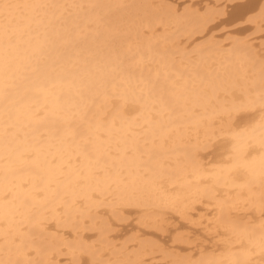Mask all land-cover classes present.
Instances as JSON below:
<instances>
[{
	"label": "bare ground",
	"instance_id": "obj_1",
	"mask_svg": "<svg viewBox=\"0 0 264 264\" xmlns=\"http://www.w3.org/2000/svg\"><path fill=\"white\" fill-rule=\"evenodd\" d=\"M188 1L0 0V264H264V0Z\"/></svg>",
	"mask_w": 264,
	"mask_h": 264
},
{
	"label": "rangeland",
	"instance_id": "obj_2",
	"mask_svg": "<svg viewBox=\"0 0 264 264\" xmlns=\"http://www.w3.org/2000/svg\"><path fill=\"white\" fill-rule=\"evenodd\" d=\"M172 2H174V3H180V5H185V4H187L189 1L188 0H171ZM180 1V2H179ZM256 0H248L247 1V3H253V2H255ZM195 2L197 3V4H200V6H201V8H203L204 7V3L205 2H211V0H195ZM232 7V6H231ZM230 6L228 7V9H227V11H228V13H227V19H228V23H225V25L224 26H230L229 27V30H225V31H228V32H230V33H232V34H240L241 32H240V30L241 29H243V27L242 26H233V25H236V24H238V23H240L242 20H236V19H232V20H230L231 18H232V16H236L238 13H239V9H238V7H232L231 8ZM229 17V18H228ZM231 17V18H230ZM226 20V19H225ZM230 20V21H229ZM236 20V21H235ZM236 22V23H235ZM234 27V28H233ZM242 27V28H241ZM233 28V29H232ZM236 28V29H235ZM221 29V27L220 28H218V32H219V30ZM228 29V28H227ZM216 34H218V33H216ZM218 35H222V33H220L219 32V34ZM262 38H264V35L262 36ZM244 118V117H243ZM218 149V148H217ZM216 154H217V152H215ZM214 154V153H213ZM212 154V156L213 157H215V155H213ZM130 217V219L127 221V223L125 222V223H123V224H117L116 226H119L118 227V233L120 234V232H121V235H122V240H124V239H128L132 234H134L136 231H137V229L139 228V226H137V222H136V220H137V218H138V215H130L129 216ZM183 222H179L178 223V227H180V230L183 232V231H186V230H188L187 228H185L186 227V225H184V223L182 224ZM125 224V225H124ZM184 225V226H183ZM121 226H123V227H121ZM184 228V229H183ZM171 229H173V228H171ZM117 230V229H116ZM141 230H142V233H145L147 236H149V237H151L152 239H156L157 241H160V242H163V243H165L168 247H173L172 245V241H173V239H174V237H175V233L171 230V231H169V232H167V233H164V234H161V233H159L158 234V232H155L154 230H144V228H141ZM197 231V230H196ZM199 232L200 231H198V232H196V233H194L195 235L194 236H197L196 234H199ZM150 233H152L151 235H150ZM156 234H158V235H156ZM170 234V235H169ZM171 236V237H170ZM176 248H180V250H182V251H187L188 249H186V248H184V246H180V247H176ZM182 248V249H181ZM88 263V262H87ZM155 264H159V263H155Z\"/></svg>",
	"mask_w": 264,
	"mask_h": 264
}]
</instances>
